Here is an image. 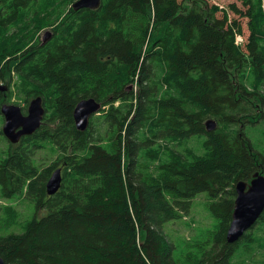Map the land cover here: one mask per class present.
Listing matches in <instances>:
<instances>
[{
    "label": "trees",
    "instance_id": "trees-1",
    "mask_svg": "<svg viewBox=\"0 0 264 264\" xmlns=\"http://www.w3.org/2000/svg\"><path fill=\"white\" fill-rule=\"evenodd\" d=\"M76 1L0 0V83L25 94L24 113L37 96L46 108L41 127L7 139L0 159L2 196L34 205L31 218L5 224L21 230L0 234V256L6 264L253 263L264 251V213L262 233L255 224L238 241L226 234L236 184L264 174V113L248 100L264 104V0H234L231 17L206 0H102L97 9H75ZM89 97L102 108L79 130L74 109ZM10 98L0 90V116ZM210 118L217 127L207 131ZM42 148L57 156L41 168ZM57 168L62 185L51 195ZM199 195L215 226L174 241L165 224L190 214Z\"/></svg>",
    "mask_w": 264,
    "mask_h": 264
},
{
    "label": "water",
    "instance_id": "water-1",
    "mask_svg": "<svg viewBox=\"0 0 264 264\" xmlns=\"http://www.w3.org/2000/svg\"><path fill=\"white\" fill-rule=\"evenodd\" d=\"M102 0H77L74 3L75 9L89 8L97 9ZM50 32L44 34V38L49 37ZM8 86L0 84V90H7ZM102 108L95 98L89 97L81 99L74 109V120L79 130H85L90 122V118L98 113ZM1 113L5 118V124L2 128L4 135L12 143H18L25 135H31L41 127L46 115L44 100L41 96L31 99L27 113H24L22 107L14 103H4L1 107ZM207 131L215 130L216 120L210 118L206 121ZM62 169L57 168L47 182V191L49 194L56 193L62 185ZM236 199L232 212V221L227 230V241H238L243 235L256 224L257 220L264 213V174L256 171L250 182L239 181L236 184ZM0 264H6L0 256Z\"/></svg>",
    "mask_w": 264,
    "mask_h": 264
},
{
    "label": "rangeland",
    "instance_id": "rangeland-1",
    "mask_svg": "<svg viewBox=\"0 0 264 264\" xmlns=\"http://www.w3.org/2000/svg\"><path fill=\"white\" fill-rule=\"evenodd\" d=\"M191 0H185L186 4H190ZM208 1V3L210 4H220V8L225 7V11L229 14V16L231 17L233 15V11L232 9H230V6L232 3H234V0H206ZM236 1V0H235ZM239 3H242L240 0H237ZM238 3V5H239ZM43 6V4H42ZM48 7H51V5H49ZM44 9L43 7H41L40 10ZM45 11V9H44ZM245 29L247 28L246 23H244ZM18 26L15 25V27L11 28L16 29ZM47 29V26L46 28ZM45 29L41 32L44 33ZM47 32H50V30H48ZM46 33V31H45ZM244 42H246L245 38L242 37L239 33L237 34V44L240 45V47L242 48L244 45ZM249 69V68H248ZM247 69V70H248ZM250 71V70H249ZM251 81V85L252 86H256L255 83H253V79L254 77H251V75H248V79ZM19 80H17V78H14V83H18ZM136 84V82H134ZM3 84V83H0ZM6 85V83H5ZM249 90L255 89V88H248ZM8 93L11 96V98L9 99V103H14L20 107H22V109L25 107V94L21 93L18 88L17 85H13L12 83L10 84V86H8ZM5 90V91H7ZM136 90V88H134V91ZM248 100L250 101H254L255 103H259L260 106H256V112H258V109H264V104L262 105L260 103V100L256 99V96H248ZM32 99V98H31ZM31 99L28 100L27 103V110H28V106L29 103L31 101ZM119 103V102H118ZM117 103V104H118ZM98 114V113H97ZM257 114V113H254ZM259 114V113H258ZM247 116H245V118H247ZM250 119V121H256L255 123H259L260 119H256V117H254L253 115L247 118V121ZM5 124V118L4 116H0V131H2V128ZM255 125V124H253ZM102 129L104 131V133L107 131V126L104 124L102 126ZM3 133V132H2ZM260 137H264V134L262 135V133H258L257 136ZM191 145L192 147L196 150V152L201 153L202 149L201 146L196 142V141H191ZM9 147L8 141H7V137L3 134L0 133V159L3 157L4 153H6L7 149ZM53 150H51L50 148H42L39 149L36 152V157H35V162L37 165H39L41 168L47 166L48 164H50L54 158L57 156V152H52ZM11 208L13 209V211L11 212H7L5 214V210ZM44 214V211H43ZM34 215V205L33 203L28 200L27 198H22V197H14V198H5L2 196L1 193V188H0V234L1 235H6L12 231H20V230H16L17 226H9V227H5V224H7V222L9 221V219L12 216H16L18 217V223L23 222L25 219L27 218H31ZM216 224L215 221V217L212 215L209 206H208V201L206 199L205 195H199L198 197H196L193 202H192V208L190 210V214H188L185 218H181V219H177L175 221H171V222H167L164 226L165 232L169 235H173L176 234L175 238L173 239L174 241H178L179 237L180 239H187V238H194L197 237L202 231H205L209 228H213ZM262 227L263 225L261 223L256 224L252 231L254 233H262ZM179 236V237H178ZM172 240V236L170 238ZM262 248H264L263 246H260ZM181 252L184 250L181 246L180 249ZM256 255L255 258H252L253 263H251L249 260L246 262V264H264L263 260L264 259V251L259 249L258 251L254 252Z\"/></svg>",
    "mask_w": 264,
    "mask_h": 264
},
{
    "label": "flooded vegetation",
    "instance_id": "flooded-vegetation-1",
    "mask_svg": "<svg viewBox=\"0 0 264 264\" xmlns=\"http://www.w3.org/2000/svg\"><path fill=\"white\" fill-rule=\"evenodd\" d=\"M251 103L252 106L256 107V106H260L259 103H255L254 101H249ZM257 114L259 113V115H262L264 113V109H258V112H256Z\"/></svg>",
    "mask_w": 264,
    "mask_h": 264
},
{
    "label": "bare ground",
    "instance_id": "bare-ground-1",
    "mask_svg": "<svg viewBox=\"0 0 264 264\" xmlns=\"http://www.w3.org/2000/svg\"><path fill=\"white\" fill-rule=\"evenodd\" d=\"M73 6H74V4H73ZM80 9V8H79ZM245 236V235H244Z\"/></svg>",
    "mask_w": 264,
    "mask_h": 264
}]
</instances>
